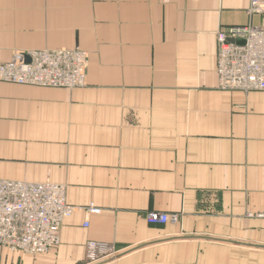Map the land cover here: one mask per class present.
I'll return each mask as SVG.
<instances>
[{
  "label": "crops",
  "instance_id": "crops-1",
  "mask_svg": "<svg viewBox=\"0 0 264 264\" xmlns=\"http://www.w3.org/2000/svg\"><path fill=\"white\" fill-rule=\"evenodd\" d=\"M248 2L0 0V62L89 57L81 88L0 81V178L63 184L82 208L59 245L0 246V264H84L88 240L120 250L105 264H264V91L221 90L215 72L216 33Z\"/></svg>",
  "mask_w": 264,
  "mask_h": 264
},
{
  "label": "built area",
  "instance_id": "built-area-1",
  "mask_svg": "<svg viewBox=\"0 0 264 264\" xmlns=\"http://www.w3.org/2000/svg\"><path fill=\"white\" fill-rule=\"evenodd\" d=\"M246 14L248 23L216 33L215 72L218 87L223 90L264 91V26L250 21L254 15L264 16V0H249ZM88 62L87 51L78 45L15 50L8 61L0 62V81L50 88L83 87ZM247 81L252 83L247 85ZM76 209L82 208L66 201L63 184L0 178V246L32 255L45 254L59 245L60 228ZM83 209L87 213L100 212L93 204ZM258 216L264 218V213ZM171 217L157 210L145 215L151 224H164ZM119 251L107 242L88 240L84 264H103Z\"/></svg>",
  "mask_w": 264,
  "mask_h": 264
},
{
  "label": "bare ground",
  "instance_id": "bare-ground-1",
  "mask_svg": "<svg viewBox=\"0 0 264 264\" xmlns=\"http://www.w3.org/2000/svg\"><path fill=\"white\" fill-rule=\"evenodd\" d=\"M263 26V25H262ZM85 50V49H84ZM259 50V52L262 54V49H258ZM88 54V53H87ZM86 73H87V70H86ZM234 81H235V79H234ZM247 85H249V84H251L252 83V81H247V82H245ZM85 84H86V82H85ZM84 84V85H85ZM83 85V86H84ZM77 88H81V87H77ZM249 92V91H248ZM2 179H8V180H17V181H26V180H18V179H10V178H2ZM45 181H49L50 182V180H44V181H41V182H45ZM31 182H36V181H31ZM52 182V181H51ZM38 183H40V182H38ZM55 183V182H54ZM66 198V197H65ZM94 205V204H93ZM95 206V205H94ZM86 207V206H85ZM162 212V211H161ZM87 213V212H86ZM164 213H166V212H164ZM67 219V218H66ZM61 229V228H60ZM10 250V249H9ZM118 255V254H117ZM114 259V258H113ZM110 260H112V259H110Z\"/></svg>",
  "mask_w": 264,
  "mask_h": 264
},
{
  "label": "rangeland",
  "instance_id": "rangeland-1",
  "mask_svg": "<svg viewBox=\"0 0 264 264\" xmlns=\"http://www.w3.org/2000/svg\"><path fill=\"white\" fill-rule=\"evenodd\" d=\"M247 8V7H246ZM255 16V15H254ZM253 17V16H252ZM44 20H45V18H44ZM248 23V22H247ZM252 23V22H251ZM17 50V49H16ZM15 51V50H14ZM87 53H88V51H87ZM216 79H217V75H216ZM218 81V80H217ZM217 87H218V83H217ZM219 88V87H218ZM220 89V88H219ZM221 90H223V89H221ZM225 91H235V90H225ZM106 262H104L103 264H105Z\"/></svg>",
  "mask_w": 264,
  "mask_h": 264
},
{
  "label": "water",
  "instance_id": "water-1",
  "mask_svg": "<svg viewBox=\"0 0 264 264\" xmlns=\"http://www.w3.org/2000/svg\"><path fill=\"white\" fill-rule=\"evenodd\" d=\"M239 43L243 44V41H240Z\"/></svg>",
  "mask_w": 264,
  "mask_h": 264
}]
</instances>
